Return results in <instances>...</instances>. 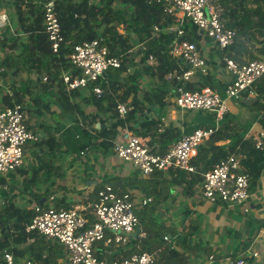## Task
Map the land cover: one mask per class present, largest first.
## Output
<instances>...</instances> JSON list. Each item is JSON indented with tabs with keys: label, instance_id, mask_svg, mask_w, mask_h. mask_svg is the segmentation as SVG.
Returning <instances> with one entry per match:
<instances>
[{
	"label": "trees",
	"instance_id": "obj_1",
	"mask_svg": "<svg viewBox=\"0 0 264 264\" xmlns=\"http://www.w3.org/2000/svg\"><path fill=\"white\" fill-rule=\"evenodd\" d=\"M17 21L16 34L10 39L4 36L2 43L10 49L0 62V74L6 76L8 70L20 71L24 67L29 73L39 75L43 92L34 98L33 105L28 106L30 117L43 116L51 111V104L59 106L60 116L66 120L56 122L53 128L46 130V135L34 142V155L43 159L42 164L22 166L15 172L0 174V251H12L15 257H25L43 261L45 264H68L64 246L58 241L46 239L37 231H27L26 226L36 215L33 203L43 201L44 208H69L71 200L67 196L54 198L47 203V192L40 193L33 188L39 183L40 176L50 178L56 167L47 164L48 154L60 157L64 152L74 149L92 148L100 150L104 155L112 153V140L122 128L143 137H149V145L154 153H165L178 141L184 133L198 127L215 125V114L204 110H186L193 114V123H184L183 127L173 123L164 125L161 115H153L158 107L162 110L168 104V89L165 86H184L189 90H200L212 87L225 96L226 85L217 81L210 72L197 70L195 79H167V74L177 70L183 72L188 65L179 57H174L170 50L176 40H190L199 45L202 37L199 28L187 17L183 19L184 34L179 36L169 27L177 23V17L169 13L163 2L150 0H57L56 9L65 36L59 53L52 50L51 40L43 24V12L34 3L25 0H10ZM225 9L227 25L237 30L235 41L229 46V55L238 62L244 63L256 58H264V0H221ZM8 3V2H7ZM3 0H0V6ZM124 24L128 33L120 31ZM155 26L159 27L155 31ZM21 33L25 37H21ZM102 38V43L109 47L112 54L121 57V66L110 68L105 76L91 83L87 88L88 96H82L83 88L69 91L63 82L62 72L71 63L68 55L74 44L83 40ZM144 43L146 49H139L137 55L129 53L135 43ZM154 56L155 63L148 61ZM139 56V63H136ZM138 64L139 72L131 71V66ZM78 72V71H77ZM143 73L150 74L158 86L150 87L148 94L142 98ZM46 76V80L43 77ZM102 88V93L94 91V87ZM259 94L264 96V75L254 85ZM1 89V87H0ZM30 92V84L22 80L19 85L12 86V94L3 96L1 106H12L25 103L26 94ZM82 96L83 102L95 106L96 111L86 113L81 102L75 98ZM131 98V100H129ZM127 102L133 108L125 116L118 111V104ZM264 110V105L262 106ZM148 109L151 110L148 113ZM66 121L71 125L67 126ZM30 123V119L28 120ZM264 122V117L262 119ZM100 123L97 127L96 124ZM252 123H242L231 112H227L220 121L214 134L202 143L192 159L196 171L190 172L181 168H170L167 171L157 170L150 177H143L139 170L132 175H114L99 179V184L89 197V202L98 197L99 190L105 183H112L118 192H130L133 197L141 193L151 197V201L141 210H137L145 237L132 235L128 245L99 244L96 254L100 258L110 260L124 259L133 253L143 251L155 255L154 264H188L186 251L179 250L174 244L188 247L190 235L195 229L179 230L174 225L167 226L155 212L174 192L181 188L185 197H191L203 180V175L219 161L230 154L241 158L242 168L249 176L250 192L258 187L264 171V140L261 147L253 135L246 136ZM226 143H219L221 141ZM28 147H25V151ZM51 157V158H52ZM6 176L9 181L7 182ZM20 179V177H22ZM121 181L120 185L115 184ZM22 186V189H20ZM22 198L19 201L18 197ZM23 198H27L28 205ZM92 220L96 217L92 208L88 207ZM17 218V220H16ZM169 234L170 241L165 239ZM114 250L113 252H109ZM45 254V257H44Z\"/></svg>",
	"mask_w": 264,
	"mask_h": 264
},
{
	"label": "built area",
	"instance_id": "obj_2",
	"mask_svg": "<svg viewBox=\"0 0 264 264\" xmlns=\"http://www.w3.org/2000/svg\"><path fill=\"white\" fill-rule=\"evenodd\" d=\"M25 1L40 7L52 50L58 54L65 36L56 9L57 0ZM150 1L165 3L167 11L177 17V23L168 29L176 31L179 36L184 34L182 22L187 17L199 28L201 35L209 36L221 49H228L235 41L237 30L227 25L221 0ZM8 27L13 34H16L7 8L0 6V32ZM154 28L155 31L159 30L158 26ZM138 48L144 50L146 46L141 42L131 47L129 53H136ZM170 52L174 57L184 60L188 68L183 72L174 70L168 73L167 79L172 80L176 77L188 80L197 70L206 72V58L196 42L186 39L176 40ZM68 59L71 66L63 70L62 79L69 91L87 88L94 81L104 77L108 69L120 67L122 63L121 57L112 54L109 47L102 43V38L83 40L74 44ZM223 59L226 68L232 74V79L226 85L225 96L212 87L189 90L177 85L172 88L178 107L184 110L212 112L215 114V125L206 128L198 127L184 133L165 153L152 152L148 138L128 128H122L112 140V151L120 159L132 163L143 177H150L157 170L167 171L170 168L196 171L192 159L199 146L214 134L220 121L229 111L228 100H240L246 92L253 94L255 83L264 75V58L240 63L225 53ZM148 61L155 63L154 56L150 55ZM46 78V76L43 77L44 80ZM94 91L101 94L102 88L95 86ZM132 108L133 106L127 102L118 104L121 116H125ZM28 120L29 111L26 102L15 103L12 106L0 105V174L6 175L22 167L25 164L27 142H36L41 138V134L30 127ZM255 139L257 146L261 147L263 144L261 135ZM84 152L82 150L81 154ZM203 176L200 191L209 201L245 205L249 200V176L243 171L241 158L238 155H228ZM150 200L151 198L147 197L141 202L146 204ZM136 204L137 200L130 192H118L114 184L105 183L99 190L97 199L89 202L87 206L44 208L41 203H34L33 207L37 213L27 224L26 230L37 231L48 240L60 242L65 248L68 264H154L155 255L149 251L114 260L100 258L96 254L101 242L107 246L114 245L115 248L120 245L126 246L133 233L139 227L141 229ZM88 207L92 208L95 220L89 216ZM245 210L248 208L245 207ZM140 235L146 236V233L140 231ZM165 239L170 241V236L165 235ZM0 264H16L10 250L3 251ZM23 264L45 263L27 258ZM238 264H245V260L239 259Z\"/></svg>",
	"mask_w": 264,
	"mask_h": 264
},
{
	"label": "crops",
	"instance_id": "obj_3",
	"mask_svg": "<svg viewBox=\"0 0 264 264\" xmlns=\"http://www.w3.org/2000/svg\"><path fill=\"white\" fill-rule=\"evenodd\" d=\"M94 1L95 0H91V2ZM5 2H8L7 4L11 7L9 4L11 3L10 0H3L2 6H5ZM9 6L5 7L9 12L13 24V15L10 12ZM4 34H12L11 37L15 35L10 31L9 27L1 30V39H3ZM21 37H25L24 34H21ZM139 43H135L133 46H136ZM198 47L206 58V72H210L217 81L227 85L232 79V74L226 68L223 56L225 53L229 54L230 48L226 50L221 49L207 35H202ZM136 53H133L132 55H135ZM32 73L33 74H30L29 77H25L24 79L30 84V92L26 94L24 99L27 107L33 105L34 98L43 92L42 84L38 81L39 75L35 72ZM191 78L192 80L195 79L194 74ZM20 83L21 82L16 83V85H19ZM158 85L159 84H157L152 77V81L142 85L143 92L140 96L144 98L148 94L150 87ZM163 86L168 89L169 92L168 104L162 110H159L157 107L153 112L154 116L158 114L162 116L164 125L161 129L171 123L180 127H183L185 122L188 123V125H192L194 123L193 114H187L186 110L177 106L171 86ZM2 91L3 87L0 89L1 102L6 93L12 94V87L11 89L7 88L4 92ZM81 94L83 97L88 96V88H83ZM82 96L76 97L75 101L82 103L83 109L86 113L89 114L95 112V106L83 102ZM129 100H131V98ZM228 104L229 112H231L237 120L241 121L243 124L249 122L252 123L246 136L253 135L255 138L261 135L262 140H264V122H262L264 117V110L262 108L264 105V96L259 94L255 89L253 94L247 92L244 93L240 100L229 99ZM51 111H53L54 114L52 112H46L43 116L34 115L36 122L38 121L39 128L48 129L51 127L54 130L56 122H64L66 120L64 117L60 116L61 109L54 103L51 104ZM150 112L151 110L148 109V113ZM48 114L53 119V127L50 123L45 122ZM32 117H30L29 113L30 127L35 132L41 134V132L35 127V124L31 119ZM41 119H43V121H41ZM66 125H71L70 121H66ZM146 138L149 139V137ZM228 141L223 140L219 143H226ZM27 149L25 151L26 157ZM35 149L36 147H34L33 151ZM82 150L85 151L83 154H81ZM33 156L39 158L35 156L34 153ZM47 156H50V154ZM51 157L52 156H50L49 159H51ZM60 158L64 160L65 165L56 163V167L52 169L55 173L50 178L45 176V173L41 174L38 184L42 185V183L45 182L47 184L45 189L40 191V193L47 192L48 200L60 198L65 195L71 200L72 206H87L89 204L88 200L91 193L99 184V179H104V177L110 178L114 175H132L137 169L132 163L120 159L113 151L111 154L104 155L100 150H94L92 148L81 150L74 149L64 152ZM29 165L30 164L27 163L26 160L23 166ZM22 178L23 176L20 177V179ZM6 179L8 182V176H6ZM115 184L120 185L121 181H116ZM36 186L33 188L34 190H36ZM44 198V201H46L47 198ZM144 198L147 197L143 196L141 193H138L135 196V199L137 200V210H141L152 200L151 199L146 204H142L141 200ZM245 207H247L248 210H245ZM177 210L183 215L180 224H173L172 222L161 218L166 215H172L174 214L173 212ZM155 215L158 216L167 226L174 225L179 230H181L182 227H185V231L192 228L195 229V232L190 235L187 248L174 244L179 250L186 251L189 256L188 264H238L239 259H244L245 264H264V171L261 174L258 187L256 190L250 192L249 200L245 205L229 204L223 201L211 202L202 195L200 188L191 197H185L181 188H175L169 198L159 205ZM140 231L145 232L142 225ZM166 235L169 234L167 233ZM133 236L145 237L141 236L140 232L136 235V231L133 233ZM2 253L3 252L0 253V258ZM13 255L15 258L14 253ZM211 256H213V258H211ZM16 258L20 259L21 256Z\"/></svg>",
	"mask_w": 264,
	"mask_h": 264
},
{
	"label": "rangeland",
	"instance_id": "obj_4",
	"mask_svg": "<svg viewBox=\"0 0 264 264\" xmlns=\"http://www.w3.org/2000/svg\"><path fill=\"white\" fill-rule=\"evenodd\" d=\"M95 1H98V0H95ZM5 6L6 7L9 6L7 4V2H5ZM9 8H10V12L13 15V16L12 15L11 16H12V21H13L14 28H17V21H16V18L14 16V12L12 10V6L11 7L9 6ZM119 29H120V31H122L124 33H128L127 30L125 29V26L123 24H120ZM11 35L4 34V36H8L10 39H12L14 35L12 37H11ZM9 52H10V50L7 48L6 45H4L2 43V39L0 38V62L4 59L6 54H8ZM138 61H139V56H137L136 63H139ZM137 67L139 68L140 66L138 64L132 65L131 66V71L134 70V71H136V73H138L140 69H138ZM30 74H33V73H29L24 67H22L20 71H18V70L15 71L14 68L13 69L10 68L8 70L6 76L0 74V86L3 87V91L2 92L6 91L7 88L11 89V87L15 83L21 82L22 80L25 79V77H29ZM140 80L142 81V85H145V84L149 83L150 81H152V77L150 76V74L143 73V75H141ZM0 103H2V102L0 101ZM31 119L34 122L35 127L37 128V130H39L41 132L42 137H44L46 135V130L43 129V128H39L38 123H37L38 121L36 122L35 116H33ZM52 120H53L52 117L48 114L46 116L45 122L46 123H50V125L53 127L54 122ZM41 121H43V119H41ZM26 146L28 147V149H27V157L25 158V162L27 160V163H29L30 165H32V164L36 165V164H39V163L42 164V162H44L43 159L35 158L33 156L34 142L29 141V142H27ZM50 156H52V155H50ZM50 156H47L45 158L46 160H49L47 164H49V163L51 164L52 163V165L55 166V165H57L56 163H61V165L62 164L65 165L64 160H62L60 157H54V158L52 157L51 159H49ZM46 184H47L46 182L42 183V185L38 184L36 186V191L40 192L43 189H45ZM20 189H22V186H20ZM17 199L19 201H22V198L20 196ZM23 199H25L24 203L26 205H28L27 198H23ZM50 202H51L50 200L47 201L48 204H50ZM173 213L174 214H172V215H166L165 217H161V218H164L166 221L172 222L173 224H180L182 222V219H183L182 213H179V210H177V211H175ZM0 253H1V251H0ZM25 259H27V256L21 257L20 259H17L15 257L16 264H22L25 261Z\"/></svg>",
	"mask_w": 264,
	"mask_h": 264
},
{
	"label": "water",
	"instance_id": "obj_5",
	"mask_svg": "<svg viewBox=\"0 0 264 264\" xmlns=\"http://www.w3.org/2000/svg\"><path fill=\"white\" fill-rule=\"evenodd\" d=\"M99 126H100V123H97V127H99ZM44 200H45V198L42 199L40 203L42 204ZM16 220H17V218H16ZM140 230H141V229H140V227H139V228L137 229V231H136V235L138 234V232H140Z\"/></svg>",
	"mask_w": 264,
	"mask_h": 264
}]
</instances>
